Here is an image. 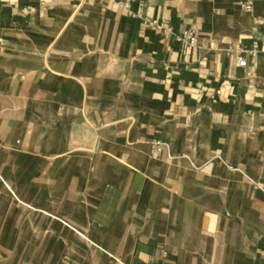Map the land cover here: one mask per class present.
I'll use <instances>...</instances> for the list:
<instances>
[{
  "label": "crops",
  "instance_id": "0c3cea01",
  "mask_svg": "<svg viewBox=\"0 0 264 264\" xmlns=\"http://www.w3.org/2000/svg\"><path fill=\"white\" fill-rule=\"evenodd\" d=\"M119 1L0 0V264H264V0Z\"/></svg>",
  "mask_w": 264,
  "mask_h": 264
},
{
  "label": "built area",
  "instance_id": "2783aa9c",
  "mask_svg": "<svg viewBox=\"0 0 264 264\" xmlns=\"http://www.w3.org/2000/svg\"><path fill=\"white\" fill-rule=\"evenodd\" d=\"M128 1L129 0L119 1V3L123 5L124 7H126ZM243 8L249 11L251 9L250 2L243 4ZM148 23L151 25H154L155 27L163 29L162 24L155 19L148 20ZM178 39L188 44L189 46H194L196 45L197 35L193 30L185 29L178 35ZM247 53L249 56L248 60L243 56H236L237 65L241 67L250 66L252 68H255L257 66V59H256V55L258 53L257 44H252L251 48L247 50ZM166 145L167 144L163 142L162 140L152 141L151 142V152L154 155H156L161 151L162 147ZM181 156H185V154L182 153Z\"/></svg>",
  "mask_w": 264,
  "mask_h": 264
}]
</instances>
